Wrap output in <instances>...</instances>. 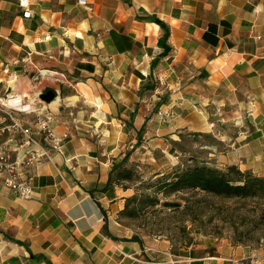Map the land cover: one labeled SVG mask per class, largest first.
Returning <instances> with one entry per match:
<instances>
[{
	"label": "crops",
	"instance_id": "obj_1",
	"mask_svg": "<svg viewBox=\"0 0 264 264\" xmlns=\"http://www.w3.org/2000/svg\"><path fill=\"white\" fill-rule=\"evenodd\" d=\"M6 2L19 12L4 11ZM89 3L36 2L23 18L16 1L0 0V92L31 86L41 70L73 81L51 106L62 151L30 169L33 196L0 183V264H243L250 257L239 247L205 239L174 250L123 224L135 191L109 180L133 156L176 153L183 132L208 140L207 161L264 177V0ZM157 21L169 31L162 44Z\"/></svg>",
	"mask_w": 264,
	"mask_h": 264
},
{
	"label": "rangeland",
	"instance_id": "obj_2",
	"mask_svg": "<svg viewBox=\"0 0 264 264\" xmlns=\"http://www.w3.org/2000/svg\"><path fill=\"white\" fill-rule=\"evenodd\" d=\"M9 3L3 4L4 11L8 9V13L17 14L19 10ZM8 16L4 18L3 25L12 24L13 15ZM22 82L24 80L18 82L21 83L18 90L27 92L31 89L30 85ZM180 136L176 153L173 148L168 155L154 152L146 156L144 162H137L133 156L135 161H128L125 165L136 170L145 182L155 176L154 171L168 173L173 168L172 164L180 163L190 154L206 152L202 146L208 141L205 137L192 132H183ZM127 185L133 187L131 183ZM159 198L160 205L147 207L138 219L125 218L122 223L146 235L169 240L174 250L208 239L239 247L245 254L242 257H250L242 259L243 264H264V198L227 199L194 191L178 193L167 199Z\"/></svg>",
	"mask_w": 264,
	"mask_h": 264
},
{
	"label": "built area",
	"instance_id": "obj_3",
	"mask_svg": "<svg viewBox=\"0 0 264 264\" xmlns=\"http://www.w3.org/2000/svg\"><path fill=\"white\" fill-rule=\"evenodd\" d=\"M14 1L22 10L23 18H32V5L50 0H27L23 5L21 0ZM77 3L85 9L90 8L89 0H77ZM23 61L29 62L30 55ZM30 80L32 87L27 92L18 89L0 92V137H8L0 149V183L24 199H30L34 194L30 169L52 161L53 153L62 151L63 140L55 135L51 126L54 119L51 106L60 100V87L73 83L67 73L53 70L33 73ZM48 90L57 95L52 103L41 99ZM159 115L168 119L172 112L170 109L159 111ZM28 116L34 117L32 123L23 119Z\"/></svg>",
	"mask_w": 264,
	"mask_h": 264
},
{
	"label": "trees",
	"instance_id": "obj_4",
	"mask_svg": "<svg viewBox=\"0 0 264 264\" xmlns=\"http://www.w3.org/2000/svg\"><path fill=\"white\" fill-rule=\"evenodd\" d=\"M157 23L165 30L163 38L159 41V44H162L169 31L163 22ZM154 91L155 85H150L141 90V95L147 92L152 94ZM168 96V93L160 96L161 101L156 105L157 109L168 102ZM172 144L177 147L180 145L178 142ZM125 163L115 166L109 180L110 184L124 189L131 188L127 183L133 184L134 187L132 189L135 194L127 199L125 209L119 214L121 220L138 219L145 208L160 205L159 196L167 199L172 195L189 191L227 199L264 198V177H259L251 171H242L235 165L220 168L199 154H190L187 159L180 160V163L173 166L168 173H156L145 182L136 170L127 167ZM149 190L153 191L148 192Z\"/></svg>",
	"mask_w": 264,
	"mask_h": 264
},
{
	"label": "water",
	"instance_id": "obj_5",
	"mask_svg": "<svg viewBox=\"0 0 264 264\" xmlns=\"http://www.w3.org/2000/svg\"><path fill=\"white\" fill-rule=\"evenodd\" d=\"M57 95L55 91L53 90H48L46 93H44L41 97V99L47 103H52L55 101Z\"/></svg>",
	"mask_w": 264,
	"mask_h": 264
},
{
	"label": "bare ground",
	"instance_id": "obj_6",
	"mask_svg": "<svg viewBox=\"0 0 264 264\" xmlns=\"http://www.w3.org/2000/svg\"><path fill=\"white\" fill-rule=\"evenodd\" d=\"M13 84H14V82H13ZM59 102H60V100L58 99V100H56V101L53 103V105H54V106H55V105H58Z\"/></svg>",
	"mask_w": 264,
	"mask_h": 264
},
{
	"label": "clouds",
	"instance_id": "obj_7",
	"mask_svg": "<svg viewBox=\"0 0 264 264\" xmlns=\"http://www.w3.org/2000/svg\"><path fill=\"white\" fill-rule=\"evenodd\" d=\"M22 5L27 3V0H21Z\"/></svg>",
	"mask_w": 264,
	"mask_h": 264
}]
</instances>
